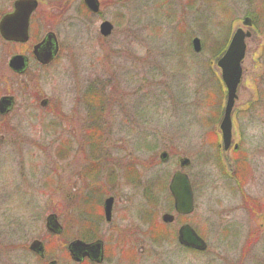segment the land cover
<instances>
[{
    "label": "rangeland",
    "instance_id": "374dc122",
    "mask_svg": "<svg viewBox=\"0 0 264 264\" xmlns=\"http://www.w3.org/2000/svg\"><path fill=\"white\" fill-rule=\"evenodd\" d=\"M14 1L0 0V17ZM38 1L34 30L40 39L54 32L60 47L51 66L39 69L32 46L0 38V100L14 97L12 110L0 114V264H90L74 262L67 244L90 227L91 207L107 197L115 204L112 224L100 226L111 241L102 264H264V208L249 217L229 178L238 162L254 176L251 196L264 205V0H100L99 15L86 13L83 0ZM250 15L254 32L232 114L235 154L219 140L226 94L215 56ZM103 21L114 25L106 39ZM195 37L200 54L192 49ZM16 54L30 59L23 76L8 67ZM31 79L37 82L29 90ZM90 89L102 91L105 102L110 97L95 150ZM182 158L190 160L184 172L196 202L184 221L204 234L206 253L177 239L152 240V223L164 225L162 215L171 213L168 185ZM86 173L96 176L92 188ZM52 214L63 227L58 237L46 228ZM181 222L169 230L177 235ZM36 240L46 246L44 263L29 249ZM129 242L134 261L122 248L115 254L117 243Z\"/></svg>",
    "mask_w": 264,
    "mask_h": 264
},
{
    "label": "water",
    "instance_id": "95a60500",
    "mask_svg": "<svg viewBox=\"0 0 264 264\" xmlns=\"http://www.w3.org/2000/svg\"><path fill=\"white\" fill-rule=\"evenodd\" d=\"M90 11L97 14L100 11V3L98 0H84ZM14 11L11 14L5 15L0 21V35L6 42H14L24 44L29 41V22L31 15L38 8L36 0H18L13 5ZM244 26H251V20L246 18ZM113 31V25L109 22H104L101 25L100 32L102 36L108 37ZM250 33H244L243 30H238L234 35L232 42L222 59L218 62V67L222 72V79L227 89V102L224 113V119L220 129L222 132L223 144L225 150H228L232 143V120L231 114L238 98L237 92L242 79V61L245 57L246 45L245 39L250 37ZM193 49L196 53L202 50L200 39L196 38L193 41ZM58 53L56 37L54 34H49L44 42L34 48V56L38 62L43 65L50 64ZM27 59L23 56H16L9 62V67L17 73L24 72ZM48 101L41 103L42 107H46ZM8 105V101L0 102V112H4V106ZM168 155L163 153L161 160L166 161ZM190 161L185 159L181 162V168L189 166ZM169 191L174 199L175 211L179 215H190L194 211V197L189 178L181 171L177 172L171 179ZM114 200L110 198L105 203L106 219L111 220L112 206ZM162 220L166 224L174 222V216L165 214ZM47 228L53 233H59L61 228L56 221L55 216H50L47 221ZM178 242L180 245L205 251L207 244L201 239L197 233L189 226L184 225L179 229ZM32 250L39 253L43 252L40 243H34ZM70 253L76 262L82 261L85 257L95 259L97 262L102 260V243L93 245H85L82 242H75L69 246Z\"/></svg>",
    "mask_w": 264,
    "mask_h": 264
},
{
    "label": "flooded vegetation",
    "instance_id": "af4514ba",
    "mask_svg": "<svg viewBox=\"0 0 264 264\" xmlns=\"http://www.w3.org/2000/svg\"><path fill=\"white\" fill-rule=\"evenodd\" d=\"M11 7H13V4H12V6ZM86 13H89L90 15H93L91 12H86ZM32 21V20H31ZM35 22H33L32 23V29H35ZM49 32H52V31H49ZM38 37H35L34 38V41H32V42H29V44L33 47L36 43H38L39 41H38V39H37ZM59 49H60V47H59ZM23 55H25V54H23ZM27 58H29L27 55H25ZM33 59H34V57H33ZM30 59H28V68H27V70H26V72H25V74L27 73V71H28V69H29V64H30ZM34 61L36 62V60L34 59ZM36 65L38 66V68L39 69H42V70H45L46 69V67L45 66H43V65H41V64H39V63H37L36 62ZM37 82V80H29V83H26V86L28 87V89L30 90V86L32 85V86H35V84L34 83H36ZM28 89H26V90H28ZM17 93V92H16ZM26 93H29L30 95H32L33 94V92H31L30 93V91H27ZM95 93H98V94H100V96H102L103 95V93H102V91H100V90H95ZM93 94V90H90V91H88L87 93H86V95L87 96H89V95H92ZM29 98V97H28ZM49 101V100H48ZM49 104V103H48ZM48 104H47V106H46V108L48 107ZM10 111L8 110L7 111V113H9ZM59 116H63V113L62 114H60ZM68 122H70V121H68ZM88 140H89V138H88ZM66 142H68L69 143V140L68 141H64L63 143H62V145L64 144V143H66ZM70 144V143H69ZM61 146V145H60ZM59 146V147H60ZM238 150V149H237ZM236 150V151H237ZM69 151H70V148H69ZM234 151V150H233ZM94 177H96V176H93L92 174H88V173H86V178H87V180H88V183H89V185L91 186V188H92V185H94L96 182H95V179L96 178H94ZM254 176L253 175H251V173H248V172H235V173H232L231 175H230V187H232L233 189H235V191L234 190H232L233 192H235L236 193V195H237V197L240 195V197H241V200H242V203L241 204H243V210H244V212L249 216V217H252V218H254V217H256V211H258V209H260V206H263V208H264V205L260 202V201H258V200H256L255 198H253L252 196H251V192H249V189L251 188V180H252V178H253ZM93 178H94V180H93ZM250 184V185H249ZM57 188H58V190L60 189V186H57ZM102 188H103V186H102ZM99 190H101V186H100V189ZM243 190V191H242ZM95 192H98V190H96ZM113 199H114V197H112ZM114 204H115V199H114ZM242 207V206H241ZM91 209H92V214L90 215V217H89V220H87V226H90V227H87V229L85 230V232H87L88 234V236H90V237H92L95 241L96 240H100V241H102L103 242V245H104V250H105V253H106V243L109 241L110 243H111V241L110 240H108V238H107V240H106V243L104 242V240L102 239V236H103V234H102V232H100V226L102 225V224H106V225H111L112 224V222H113V212H114V205H113V208H112V217H111V220L110 221H108L107 219H106V213H105V205H104V203L101 205V202H99V206L98 207H96L95 209H93V206L91 207ZM94 210V211H93ZM261 210H263V209H261ZM261 215H263V216H261L262 218H264V214H261ZM261 234H263V232H262V229H261ZM253 237L251 238V240H250V242H249V245L250 244H252L253 243V241H254V239H255V236H254V234L252 235ZM133 250H135V246H134V244H133ZM119 252V251H118ZM104 253V254H105ZM116 255H119V254H116Z\"/></svg>",
    "mask_w": 264,
    "mask_h": 264
},
{
    "label": "trees",
    "instance_id": "16d2710c",
    "mask_svg": "<svg viewBox=\"0 0 264 264\" xmlns=\"http://www.w3.org/2000/svg\"><path fill=\"white\" fill-rule=\"evenodd\" d=\"M250 16L253 18L252 15H250ZM224 48H225V46L222 48L223 51H224ZM222 50L217 56H215V60H217L222 55V53H223ZM90 96H92V98L88 97L87 101H86L88 110H91L89 115L91 117V120L94 121L93 123L98 125L97 122L102 120V117L104 116V114L106 112V103L107 102L110 103V100H109L110 97L108 96V99L105 102L104 98L99 96V94H94V95H90ZM222 113L223 112H221V114ZM97 128L93 127V129L91 128L88 132L89 144L91 145V148L94 150L98 149V145L99 146L101 145V137L102 136H100V134H101L100 130ZM229 167L231 168L232 171H233V169L236 170V168H237V170H240L238 162H236L235 166L233 163H231ZM162 188L164 189L166 187H162ZM170 199L172 201L171 197H170ZM171 206L173 207V203ZM152 221H154V218H152ZM169 229H170L169 226H166V225L160 226V223H157V224L152 223V240H153V242L155 244H160V243H164L165 241L171 242L172 240H175L176 239L175 231L172 232V230H169ZM87 234H88L87 232L83 231L82 233H80V235L78 236L77 239H81L87 243L94 241V239L92 237L88 236ZM193 252H195V251H193ZM125 255H127V257L136 256V254L133 252V249H130L128 251L126 250L124 252V256Z\"/></svg>",
    "mask_w": 264,
    "mask_h": 264
}]
</instances>
